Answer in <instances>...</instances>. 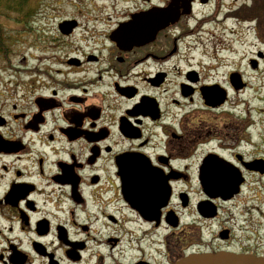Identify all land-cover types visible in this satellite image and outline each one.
<instances>
[{
	"label": "flooded vegetation",
	"instance_id": "af4514ba",
	"mask_svg": "<svg viewBox=\"0 0 264 264\" xmlns=\"http://www.w3.org/2000/svg\"><path fill=\"white\" fill-rule=\"evenodd\" d=\"M241 7L0 4V264L264 256V51L217 77Z\"/></svg>",
	"mask_w": 264,
	"mask_h": 264
},
{
	"label": "rangeland",
	"instance_id": "374dc122",
	"mask_svg": "<svg viewBox=\"0 0 264 264\" xmlns=\"http://www.w3.org/2000/svg\"><path fill=\"white\" fill-rule=\"evenodd\" d=\"M244 3V5H243ZM251 3V0H226V5L228 7V10H234L235 7H239L242 6V8H244L245 6H249ZM263 8V7H262ZM261 7L256 9L254 11V15H249V12H246V10H243L242 15L243 17H248L253 18L255 17V15L258 14L259 10L262 9ZM236 9V8H235ZM252 13V12H250ZM217 17L216 18H221V15H219V12H217ZM230 22L227 23V27L228 29L231 28L233 30H235L234 36H226V37H222L224 36V30L222 29L223 26H221V37H220V42L221 44H219L220 48H224L225 46H233V51L234 53L232 55H223V58H226L229 63L230 66L228 67H221V70L219 71L217 77H219L220 74H224L225 71H228L231 68H239V69H247L250 65H249V59H251L253 57L254 52L257 49H262L264 51V45H261L259 42L261 41V39L264 41V26L260 28V37L261 39H258L257 41L252 38L250 32H251V28L254 26V22H249V23H232L229 24ZM3 24L5 26H11L10 22H7V20L3 21ZM205 28H209V26H205ZM230 30V29H229ZM222 59V61H227ZM261 63V68L264 69V58L260 61ZM253 82V81H251Z\"/></svg>",
	"mask_w": 264,
	"mask_h": 264
},
{
	"label": "water",
	"instance_id": "95a60500",
	"mask_svg": "<svg viewBox=\"0 0 264 264\" xmlns=\"http://www.w3.org/2000/svg\"><path fill=\"white\" fill-rule=\"evenodd\" d=\"M177 264H264V257L253 258L224 253L192 255L184 258Z\"/></svg>",
	"mask_w": 264,
	"mask_h": 264
},
{
	"label": "trees",
	"instance_id": "16d2710c",
	"mask_svg": "<svg viewBox=\"0 0 264 264\" xmlns=\"http://www.w3.org/2000/svg\"><path fill=\"white\" fill-rule=\"evenodd\" d=\"M29 2V0H0V4H6V5H13V4H20L21 6L22 5H25ZM0 13H2L4 16L7 15V13H12V9L10 8H5L3 10H0ZM22 13H24V11L22 10Z\"/></svg>",
	"mask_w": 264,
	"mask_h": 264
}]
</instances>
